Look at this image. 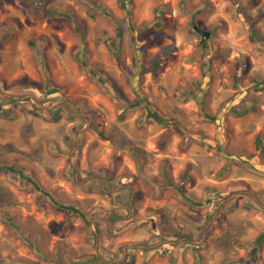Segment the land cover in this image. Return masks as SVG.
<instances>
[{
  "label": "rangeland",
  "instance_id": "rangeland-1",
  "mask_svg": "<svg viewBox=\"0 0 264 264\" xmlns=\"http://www.w3.org/2000/svg\"><path fill=\"white\" fill-rule=\"evenodd\" d=\"M97 1L0 0V264H264V0Z\"/></svg>",
  "mask_w": 264,
  "mask_h": 264
},
{
  "label": "trees",
  "instance_id": "trees-1",
  "mask_svg": "<svg viewBox=\"0 0 264 264\" xmlns=\"http://www.w3.org/2000/svg\"><path fill=\"white\" fill-rule=\"evenodd\" d=\"M253 2H256L257 0H251ZM93 4H94V7H96L98 10H100L103 14H106L108 13L107 11V8L100 2H98L97 0H92ZM128 3L131 2V0H127ZM127 2H125V0H120V4L122 7L125 6V4H127ZM110 14V13H109ZM119 28V27H118ZM119 34H121V30L119 28V31H118ZM1 41V39H0ZM32 43H34V41H31ZM201 42L205 44V46L207 45V41L205 39V37H202L201 38ZM79 62L81 64H83V66L86 65V62H85V59L83 57H80L78 58ZM143 66H149V68L151 70H156L157 68H159L160 66L163 65V60L161 59H157L155 61H152L148 64H142ZM86 69L88 68L87 65L85 67ZM89 72H91V74H95V73L92 71L94 69L92 68H88L87 69ZM98 74V73H97ZM94 76V75H93ZM258 84V83H263L264 82V79L262 80H255ZM187 96V94H186ZM7 100L4 101L3 103L0 102V116L2 117H6V118H14L15 117V112H14V109L15 107L21 102V100L17 99V98H13V97H10V98H6ZM64 105V104H62ZM62 105H58L57 107L55 108H51L50 110L48 109V111H50V115H48V118L51 119V120H58L60 118V108L62 107ZM37 109H40L35 103L33 104V111H36ZM147 115L151 116L154 120H156L157 122H162L164 119H162V117L159 115L158 112H156L155 110L153 111H150ZM91 120L93 121V116L90 117ZM146 118V117H144ZM143 120H140V123L143 124ZM163 140L161 141V144L163 141H165V137L162 138ZM258 141L260 142L261 139L258 138ZM0 170H16L12 165H7V164H0ZM28 180L30 179L29 177H26ZM31 180V179H30ZM183 197L189 201V203L191 204H194V205H199L205 201H201V200H197L196 198L192 197V196H189L187 194H183ZM116 214H114L113 216H115ZM264 239V229L260 232V234L255 238V244H260L261 241ZM135 249V248H134ZM99 259V258H98ZM114 264H127L126 262H119V263H114Z\"/></svg>",
  "mask_w": 264,
  "mask_h": 264
},
{
  "label": "water",
  "instance_id": "water-1",
  "mask_svg": "<svg viewBox=\"0 0 264 264\" xmlns=\"http://www.w3.org/2000/svg\"><path fill=\"white\" fill-rule=\"evenodd\" d=\"M193 29L198 32L201 36L205 37V38H208L209 37V31L208 30H204V29H201L199 28L197 25H194L193 26ZM1 95H4L6 96V94H2ZM7 96H10V97H15V98H18L19 96H16V95H7ZM23 97H26V96H23ZM35 103L39 106H42V107H46V108H50V107H53L55 104L57 103H53V104H43L41 102H38L37 100H35Z\"/></svg>",
  "mask_w": 264,
  "mask_h": 264
}]
</instances>
